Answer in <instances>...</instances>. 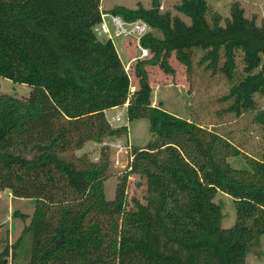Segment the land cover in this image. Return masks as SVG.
<instances>
[{
	"label": "trees",
	"instance_id": "trees-1",
	"mask_svg": "<svg viewBox=\"0 0 264 264\" xmlns=\"http://www.w3.org/2000/svg\"><path fill=\"white\" fill-rule=\"evenodd\" d=\"M101 5L0 0V78L31 87L25 97L0 93V191L36 202L0 264H248V250L264 237V158L236 167L231 159L242 152L228 138L154 106L146 68L172 73L175 56L189 72L196 65L223 77L226 111L255 112L264 137V23L237 1L226 18L208 0H178L176 14L160 0L115 6L106 13L150 27L141 39L150 56L132 62L139 82L131 91L113 41L95 33ZM126 104L128 121L147 119L155 134L132 147L130 173L145 191L130 203L128 175L114 199L106 196L109 147L99 161L74 155L88 142L128 136V125L115 127L105 114ZM221 192L235 203L227 228Z\"/></svg>",
	"mask_w": 264,
	"mask_h": 264
},
{
	"label": "rangeland",
	"instance_id": "rangeland-1",
	"mask_svg": "<svg viewBox=\"0 0 264 264\" xmlns=\"http://www.w3.org/2000/svg\"><path fill=\"white\" fill-rule=\"evenodd\" d=\"M208 1L213 9L221 13L224 18L230 16L233 2H240L247 17L255 18L259 24L264 23V0ZM177 2L178 0H160L161 9L176 14L174 5ZM152 3L153 0H102L101 8L106 13L115 6L134 9L140 4L150 7ZM185 20L190 21L188 18ZM100 40L106 41V38H100ZM112 41L125 68L130 73L131 91H134L139 79L136 76L135 62H130L138 58L140 50L134 40L114 36ZM170 63L173 68L172 73L164 72L159 65L146 68L153 87L152 104L161 106L178 117L195 121L228 138L242 152L241 156L231 159L232 164L236 167L245 166L247 157L263 159L264 137L260 126L254 122L255 112L249 111L238 117L226 111L228 102L224 100V96L230 90L224 78L219 75L212 76L210 72L204 71L196 65L189 72L187 67L181 64L175 56H172ZM30 91L31 87L26 84L0 78V93L25 97ZM258 102L259 107L264 108L263 96H258ZM106 116L115 127L128 125V136H122L117 140L106 139L101 143L88 142L74 155L77 157L87 155L91 161H99L102 148L109 147L111 174L105 182L106 196L109 200L114 199L118 181H122L124 175H128L127 201L130 203L132 197L141 199L145 191L141 178L130 173V163L133 158L131 156L132 147L147 145L155 139V134L150 132L147 119L128 121L127 104L107 110ZM216 201L223 207L222 226L231 227L236 219L233 198L221 192L217 195ZM35 206L34 199L14 197L9 190L0 191V252L6 241H9L11 245L17 242L25 226L30 223ZM21 214L26 215L27 218L24 219ZM247 263L264 264V237L248 250Z\"/></svg>",
	"mask_w": 264,
	"mask_h": 264
},
{
	"label": "built area",
	"instance_id": "built-area-1",
	"mask_svg": "<svg viewBox=\"0 0 264 264\" xmlns=\"http://www.w3.org/2000/svg\"><path fill=\"white\" fill-rule=\"evenodd\" d=\"M94 30L99 38L113 40L114 36H116L134 40L138 49L140 50V54L138 55L137 59L150 56L149 49L141 45L142 37L150 30L149 25L142 20L128 22L125 21L121 16L103 12L102 22L97 24ZM137 59L135 58L132 60V62Z\"/></svg>",
	"mask_w": 264,
	"mask_h": 264
},
{
	"label": "crops",
	"instance_id": "crops-1",
	"mask_svg": "<svg viewBox=\"0 0 264 264\" xmlns=\"http://www.w3.org/2000/svg\"><path fill=\"white\" fill-rule=\"evenodd\" d=\"M117 108V107H116ZM114 109V108H113ZM107 113V111H105V114ZM107 117V116H106Z\"/></svg>",
	"mask_w": 264,
	"mask_h": 264
}]
</instances>
